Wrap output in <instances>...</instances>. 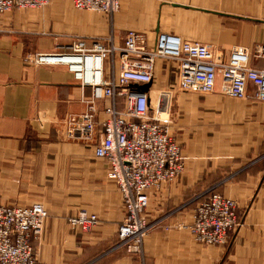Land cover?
I'll use <instances>...</instances> for the list:
<instances>
[{
	"label": "crops",
	"instance_id": "crops-1",
	"mask_svg": "<svg viewBox=\"0 0 264 264\" xmlns=\"http://www.w3.org/2000/svg\"><path fill=\"white\" fill-rule=\"evenodd\" d=\"M128 29L142 33L149 48L168 32L207 43L227 60L236 46L264 44V0H121L112 18L77 10L73 0H52L42 8L0 14V204L40 202L47 208L36 247L39 264L137 262L115 248L122 195L107 176V160L95 155L104 102L92 136L78 130L70 136L91 88L66 65L27 61L67 45L71 35L87 37L91 45V38L113 34L120 44ZM177 79L175 62L158 59L148 89L152 98ZM174 92L180 93L169 130L182 147L184 170L149 191L146 215L154 226L144 243L145 263L264 264V102ZM212 192L238 203L240 225L226 243L207 245L184 228H165L191 223L197 205ZM82 210L99 218L89 232L69 222Z\"/></svg>",
	"mask_w": 264,
	"mask_h": 264
},
{
	"label": "built area",
	"instance_id": "built-area-1",
	"mask_svg": "<svg viewBox=\"0 0 264 264\" xmlns=\"http://www.w3.org/2000/svg\"><path fill=\"white\" fill-rule=\"evenodd\" d=\"M51 1L0 0V14L42 8ZM73 5L77 10L112 18L121 0H73ZM74 37L70 44L58 45L53 52L29 55L27 61L66 65L82 86L91 88V94L82 98L86 109L80 121L68 130L70 136L78 130L91 137L99 122V103L104 102L101 111L105 117L95 155L107 160V176L117 183L122 195L124 218L118 227L116 248L136 258L135 264H146L144 243L154 226L146 215L149 191L161 189L184 170L182 147L169 131L172 92L220 93L264 102V44L254 49L236 46L225 60L207 43L168 32L159 33L151 48L146 37L134 29L125 33L120 44L113 34L91 38V45L87 37ZM158 59L174 61L178 79L171 89L152 98L149 91L135 85L154 80ZM48 217L47 208L40 202L0 204V264H39L36 247ZM69 222L89 232L99 224V218L82 210ZM239 224L237 202L213 192L197 205L191 223L165 228H184L200 243L222 245Z\"/></svg>",
	"mask_w": 264,
	"mask_h": 264
},
{
	"label": "rangeland",
	"instance_id": "rangeland-1",
	"mask_svg": "<svg viewBox=\"0 0 264 264\" xmlns=\"http://www.w3.org/2000/svg\"><path fill=\"white\" fill-rule=\"evenodd\" d=\"M14 11V10H13ZM91 12H93V11H91ZM95 13H97V12H95ZM129 30V29H128ZM127 30V31H128ZM134 30H136V29H134ZM74 36H69L68 37V41H70V42H67V40H66V42H67V44H70L73 40H74ZM180 92H182V91H180ZM180 92H172V116H173V113H174V111H175V108H176V99L174 98L178 93H180ZM184 92V91H183ZM189 92V91H188ZM203 94V93H202ZM220 94V93H219ZM223 95V94H222ZM227 96V95H226ZM230 97V96H229ZM234 98V97H233ZM257 101V100H256ZM172 118V117H171ZM170 131V130H169ZM170 134L172 135V136H174V134H172V132L170 131ZM175 137V136H174ZM176 138V137H175ZM177 139V138H176ZM178 141V140H177ZM213 193V192H212ZM211 193V194H212ZM210 194V195H211ZM230 198V197H229ZM236 201V200H235ZM237 205H238V203H237ZM240 221V220H239ZM240 225V224H239ZM116 248V247H115Z\"/></svg>",
	"mask_w": 264,
	"mask_h": 264
},
{
	"label": "water",
	"instance_id": "water-1",
	"mask_svg": "<svg viewBox=\"0 0 264 264\" xmlns=\"http://www.w3.org/2000/svg\"><path fill=\"white\" fill-rule=\"evenodd\" d=\"M136 87H138L139 89H141L142 91H148L150 84H139V85H135Z\"/></svg>",
	"mask_w": 264,
	"mask_h": 264
},
{
	"label": "trees",
	"instance_id": "trees-1",
	"mask_svg": "<svg viewBox=\"0 0 264 264\" xmlns=\"http://www.w3.org/2000/svg\"><path fill=\"white\" fill-rule=\"evenodd\" d=\"M210 196V195H209Z\"/></svg>",
	"mask_w": 264,
	"mask_h": 264
}]
</instances>
